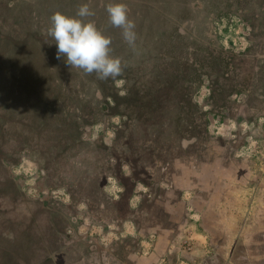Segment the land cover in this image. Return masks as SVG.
<instances>
[{"label": "crops", "instance_id": "0c3cea01", "mask_svg": "<svg viewBox=\"0 0 264 264\" xmlns=\"http://www.w3.org/2000/svg\"><path fill=\"white\" fill-rule=\"evenodd\" d=\"M45 1L57 6L62 3L11 1L6 5L8 13L12 8L7 18L8 25L15 29L4 27L0 32V42L13 46L8 50L6 69L22 71L18 60L24 55L26 69L30 70L28 75L18 73L15 79H2V86L13 90L0 91V135L13 150L22 149L26 135L57 132L41 121L36 123L41 119L42 87L60 84L47 78L57 69V46L47 34L51 15ZM227 39L220 50L217 45L207 50L220 55L224 67L217 76L232 90L226 94V106L220 115H205L203 132L198 120L211 107L203 104L201 96L205 89L210 99L213 81L202 76L201 85L195 80L186 85L197 90L191 96L197 111L192 115V126L183 130L191 132L192 137L183 138L177 148L193 152L189 161L179 156L170 159L166 153L157 163V148H150L140 158L130 155V138L126 137L128 129L122 128L123 122L143 120L147 125L145 136H156L160 129L162 141L171 128L169 98L150 95L147 90L144 93L139 85L128 94L119 91L114 100V116L109 119H119L121 124L113 127L111 136L105 132L106 121H99L107 120L106 116L100 114L91 128L83 123L86 126L76 132L72 124L62 130L83 137L89 132L92 145L112 152L105 158L109 168L97 159V169L83 176L81 183L89 187L96 179L101 196L113 203L114 212L105 209L106 200L99 201L98 217L88 204L75 203L76 190L56 175V163L19 156L11 168L0 163V169H5L0 173V264H106L105 259L108 264H145L149 253L157 254L165 264H264V36L255 41L242 32ZM30 42L35 44V51L26 48ZM192 53L195 55L196 50ZM233 53L249 55L235 57ZM111 56L120 58L115 53ZM15 60L17 67L12 62ZM123 65L121 60L122 71L126 69ZM71 70L81 71V85L89 86L82 69ZM112 79H97L98 88ZM88 100L83 93V112ZM96 101L101 102L100 95L92 100ZM122 135L124 141L117 145L115 140ZM199 151L213 156L204 159ZM226 156L237 162L225 163ZM126 175L130 189L123 180ZM52 200L66 205L64 231L58 226L61 213ZM88 209L95 221L74 223L73 219ZM64 241L70 243L64 245Z\"/></svg>", "mask_w": 264, "mask_h": 264}, {"label": "rangeland", "instance_id": "374dc122", "mask_svg": "<svg viewBox=\"0 0 264 264\" xmlns=\"http://www.w3.org/2000/svg\"><path fill=\"white\" fill-rule=\"evenodd\" d=\"M11 1L14 0H0V32L4 27L5 30L10 27L8 25L9 21L7 15H10V13L12 14V8L9 9L8 13L9 7L6 5H10ZM102 1L103 0H62L61 6L55 5L52 1L44 2L45 9L48 15L51 16L56 12H61L67 16H75L78 8L87 4L90 10L94 12V15L82 19L85 22H94L97 28L99 30L101 29V31H103L102 33L111 39L110 55L112 53L119 54L123 64H125V66H123L126 69L117 77L120 80L119 82H117L116 78H113L110 84L100 88H98L97 75L95 73L90 75L85 73L84 80L88 78L90 84L89 86L83 87L81 85V71L71 70L70 66L66 65L63 57L58 60L55 55L54 58L56 59L57 69L52 73L50 72L47 78L52 81L58 80L60 84L55 87H42L41 119L36 120V122L41 121L43 126H47V123L53 124L55 120L57 124L62 123V125H64L65 118H69L70 115L76 117V101L82 99L83 93L85 96H88V101L95 100L97 95H100V99L108 100V106L114 107V100L117 99L119 91L122 94H128L129 90H133L134 86L136 87L137 85H139L141 89L145 85H148V88L154 87L155 83L151 81L156 77V75L153 76V74L158 72L157 54L163 47L168 48L172 53L171 55H184V53L186 54V50L188 51L189 48L194 47L202 49V51L197 53L194 57L198 70H190L187 75L190 76L192 81L195 80V82H198V85L203 83L202 76L206 77V75L211 77L214 84L219 85L221 80L216 79V73L219 72L217 68H223L224 63L220 55L215 54L216 50L210 52L207 48L215 42L217 49L220 50L219 48L227 45V37L229 40H232L231 38L242 32L247 33L255 41L264 36V0H106V3L104 2V7L101 6ZM118 3L127 6L129 19L135 23L134 31L136 32V41L134 46H130L124 41L121 28L114 27L110 23L106 7L108 4ZM10 29L14 30L15 28L10 27ZM9 46L7 42H0V91L2 92H4L5 89L13 90L10 86H2V79H15L18 73L21 75H28L30 73V70L26 69L27 63L24 61V55L18 60L23 68L22 71L19 72L17 70L12 71L6 69L5 64L9 61L7 58L8 50L12 51L13 48L11 44H9ZM34 47L35 44L32 42L26 46L29 51H35ZM233 55H236L235 57H241L249 54L233 53ZM12 62L16 67L19 65L16 60ZM173 68L176 70L175 64ZM45 76L43 72V78ZM146 77L148 79H146ZM174 82H179V86L175 87V90L176 88L183 90L182 80L175 79ZM215 88L218 89V86ZM17 90L18 88L14 89V91ZM183 91L184 94L189 96L193 93L192 89H185ZM203 91H205L201 96L204 98L203 104L211 108L201 115V120H198V125L201 128L200 132H203L206 125L204 119L205 115H220L226 106L225 103L221 102L222 99H220L219 93L211 94L212 96H210L209 100V93L205 89ZM211 100L213 103L216 102V104H211ZM182 103L184 104L180 110H178L179 107L174 102L171 101L169 104L171 108L169 126L171 128H169V134L165 136V141H162L160 129V133L158 132L159 134L156 136H145L147 125L143 120L139 122L135 121V123H133L132 120H128L121 124L119 119L113 121V118H111V120L109 119L107 121V129L105 132H107L108 136H111L113 127L119 128L120 124L122 128H127L128 136L126 137L130 138L129 144H131L132 148L130 155H132L133 158L143 157L150 148H157V163L165 159L166 153L171 156L170 159L179 156L183 160L189 161L190 158H193V152L181 151L177 148V144L181 142L183 138L186 140L192 137L190 131V133H188L183 130H185V128L187 130L192 126L194 122L192 115L197 111V108L191 104L189 99H183ZM234 108L235 105H233L232 109ZM105 110L107 111L106 108ZM49 118H52V120L49 121ZM88 123L90 128L93 127V120L89 119ZM178 131H180V133H178ZM74 132H76L75 128ZM87 133L88 134H84V137L72 133H68L69 135L65 134L62 137L61 135H51L48 132H45V134L43 133V135H26L25 139L31 144L33 142V147L37 150L33 151L30 148L26 149L25 153L26 155L29 154L33 159L35 157H40L42 161L50 162L49 159H52L54 149L63 151L58 158H61V161L70 159V162L62 165L56 174L62 177L63 180L77 182V178L86 175L89 169H94L96 166L95 163L91 165L90 162H87L88 159L94 157L109 158L112 153L102 151L97 146L94 147L91 144L93 136L89 137V132ZM2 137L3 136L0 135V138ZM16 137L17 136H15V138ZM124 138L125 136L123 135L120 138H116V144L118 145L121 141H124ZM65 140L69 141L70 145L63 150L62 145L65 146ZM50 142L53 144L52 146ZM137 143H139V148L136 149ZM212 144L216 145V142H212ZM198 153L202 154L204 159H210L213 156L209 152L199 151ZM64 154H68L67 157H65ZM213 154L216 155V153ZM236 162L237 161H231L229 156L225 157V163L235 164ZM125 177H127V175L124 176L123 180L130 189V179ZM79 187L81 188L79 197L82 200H91L89 205L95 212V216L98 217L99 215L97 214H100V212L97 210L96 202L99 190L96 181H93L90 189L83 190L81 184H79ZM159 195L162 196L161 193ZM54 202L59 210H65L63 205L60 204V201L57 202V204L56 201ZM123 204V206H125L127 203ZM125 207L127 208L128 206L126 205ZM106 208L108 211H114L111 202L106 204ZM57 222L59 228L62 229L61 221L57 220ZM63 243L66 245L70 242L64 241ZM105 261L106 264H108L107 259H105Z\"/></svg>", "mask_w": 264, "mask_h": 264}, {"label": "trees", "instance_id": "16d2710c", "mask_svg": "<svg viewBox=\"0 0 264 264\" xmlns=\"http://www.w3.org/2000/svg\"><path fill=\"white\" fill-rule=\"evenodd\" d=\"M15 1H18V0H14V2ZM213 45H216V43L213 42V44H211L210 46H213ZM195 50H196L195 55L202 51V49L194 47V48H189L188 51L186 50V54L184 53V55H181V54L171 55L172 53L170 52V50L168 48H164L163 47L160 51H158V54H157L158 72L156 74H153V76L156 75V77L154 79H152V81H151L152 83L154 81V83H155L154 87L148 88V85H145L142 89H140L144 93L146 92L145 90H147V92L150 93V95H154V96L163 95L164 97H168L169 98V102H167L168 103L167 109L170 111L169 112L170 115H171V110H170L171 108H170L169 104H170L171 101L174 102L175 104H177L178 107H179L178 110H180V108H182L183 104H184V103H182L183 99H189L190 102H191V96L193 94H195L196 91H197L196 89L194 90L193 87L186 86L187 84H190V83L194 82V81H192L190 79V76L187 75L188 71H190V70L197 71L198 70V67L196 65L197 63H195V59H194L195 55L192 53ZM189 52H191V53H189ZM162 53H164V54H162ZM173 63L175 64L176 70L173 68L174 67ZM217 69L219 70L221 68L218 67ZM173 72H174V74H173ZM218 74H222L220 72V70H219L218 73H216V79H220L221 83L219 85H216V84H214V81H213V87H214V85H215V87L218 86V89L214 87L212 95L216 94V93H219L220 94V99H222L221 102L225 103L226 94H230L231 93L232 87H230L226 83H223L221 76H217ZM171 75H174V76H171ZM206 77H208V75H206ZM146 79H147V77H146ZM175 79L182 80V82H183L182 83L183 90L192 89L193 93L190 94V96H189L187 94H184V91L181 90L180 88H178V89L176 88V90H175V87L179 86V84H178L179 82L178 83L174 82ZM208 79H211L210 76H209ZM211 82H212V80H211ZM109 83H111V82H109ZM165 101H166V99H165ZM88 102H89L88 106L85 107L84 112H83L82 99L81 100H77L76 101V104H77V115H76V117H73L72 115H70L69 118H65V124L64 125H62V123L61 124H57L55 119H53V120H55V122L53 124L47 123L49 126H52V130L53 131H57V132H52V134L61 135L63 137V135H65V133L63 131L61 132V130L66 128L67 125H70V124L74 125L75 126V130H76L77 128L83 127L82 125H84L85 123H86V125H89V123H88L89 119L93 120V124H94V123L97 122V119L99 118L97 116L98 114H100V117L104 116V115L106 116L105 119H107V120H104V118L103 119L99 118V121H104V122L106 121L105 122L106 124H107V121L109 120V118L114 116L113 111H114V107L115 106L114 107L113 106H108L109 103H108L107 99L106 100L105 99H101V102L99 104L97 103V101L96 102L88 101ZM210 103L212 104L213 101L211 100ZM191 104H193V103L191 102ZM213 104L215 105L216 102H214ZM105 108L107 109V111L105 110ZM82 112L84 113V122L82 121ZM48 120L51 121L52 118H49ZM36 123H38V122H36ZM106 124H105V127H106ZM86 125H84V126H86ZM106 129H107V127H106ZM49 134H51V133H49ZM16 139H17V137H16ZM16 139H14V140L16 141ZM10 140H12V139H10ZM0 142H1V145H0V163L4 167L8 166V167L11 168V165L14 164L17 161V159H16L17 157L16 156H19L20 158L21 157H31L29 154L26 155V153H25L26 149H30L31 148V150H33V151L37 150V149H35L33 147V142L31 144L27 140H26L27 143L22 144V149L21 150L17 149V148L15 150H13V148H12L13 146H9L7 148V143H6V140L4 138H0ZM10 144H12V143H10ZM52 145L53 144L51 143V146ZM68 145H70V142L66 141L65 142V146L62 145V149L65 150V148ZM93 146L96 147L95 145H93ZM61 153H63V151H58V150L54 149L53 150V154H52L53 155L52 160H50L51 162L58 164L57 167H56V169H57L56 172L60 169V167L62 165H64L65 163L70 162V159H65L64 161H61V158H58V156L61 155ZM64 155H65V157H67L68 154L67 155L64 154ZM81 159H83V158H81ZM97 159L105 162L106 164H104L103 162H102V164L105 165L107 169L109 168L108 163L105 161V158H103V157L90 158V159L87 160V162H90L91 165L93 163H95L96 166H95L94 169L96 170L97 169V165H98L97 162H96ZM83 161H86V160H83ZM94 169H89V171H93ZM4 170H5L4 168L0 169V173L4 174L5 173ZM88 172H87V174H88ZM83 176H85V175H83ZM83 176L77 178V182L76 181L70 182L69 180L68 181L63 180L62 177H60V178L63 180V182H68V183L70 182L74 186V188L76 190L74 192V194L76 195V199L74 200L75 203L80 202V203H86L88 205L90 204V201H91L90 199L82 200L79 197V191H81V188L79 187V184H81V187H82L83 190H86V189H90L91 188V185H92L93 181L95 180L96 184H97V187H98V190H99V194H98L97 202H96L97 203V210L99 209V201H105V200L106 201L104 202V207L107 210L106 204L110 203L111 201L110 200L108 201V199H106V198L101 196V189H100V186L97 183V180L96 179L92 180L91 185L89 187H87V185H83L81 183V178ZM51 204L58 210L59 213H61V215L58 216L57 220H60L62 225H63V223L65 224L66 218H67L65 216V214H66V205L64 203L60 202V204L63 205V207L65 209V210L61 211V210L58 209V206L55 205L54 200L51 201ZM56 204H57V201H56ZM111 204L113 205L112 202H111ZM89 207H90V205H89ZM113 207H114V205H113ZM76 209H77V207H76V204H75L73 206V209H72L74 213L76 212ZM91 210H92V208H91ZM91 210L88 209L84 213L82 212L83 215H80L82 217L79 216L78 219H73L74 223L80 224L83 221H85L86 219H89L92 222L95 221L94 220L95 217L92 216ZM109 212H111V211H109ZM62 230L63 231L65 230V228H63V226H62Z\"/></svg>", "mask_w": 264, "mask_h": 264}, {"label": "clouds", "instance_id": "9594fccd", "mask_svg": "<svg viewBox=\"0 0 264 264\" xmlns=\"http://www.w3.org/2000/svg\"><path fill=\"white\" fill-rule=\"evenodd\" d=\"M106 11L112 26L122 29L124 41L135 45V23L128 16L125 4H108ZM87 4L78 8L75 16L54 13L47 34L57 46L56 58L62 57L70 68L82 69L86 74L95 73L98 79L115 78L122 72L121 60L110 55L111 39L105 36L94 22L82 18L93 16Z\"/></svg>", "mask_w": 264, "mask_h": 264}, {"label": "flooded vegetation", "instance_id": "af4514ba", "mask_svg": "<svg viewBox=\"0 0 264 264\" xmlns=\"http://www.w3.org/2000/svg\"><path fill=\"white\" fill-rule=\"evenodd\" d=\"M171 187L173 189L174 186L171 184L170 188ZM156 255L157 254L149 253L148 255L145 256L144 263L146 262L145 264H165L162 262V258Z\"/></svg>", "mask_w": 264, "mask_h": 264}]
</instances>
